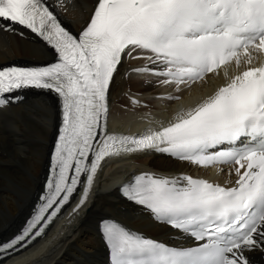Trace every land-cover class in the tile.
I'll return each instance as SVG.
<instances>
[{
    "label": "snow or ice",
    "instance_id": "6c2138e0",
    "mask_svg": "<svg viewBox=\"0 0 264 264\" xmlns=\"http://www.w3.org/2000/svg\"><path fill=\"white\" fill-rule=\"evenodd\" d=\"M76 7L78 0H0V33L22 37L27 29L52 57L39 66H0V115L10 96L28 88L54 94L60 111L40 202L22 231L0 244V255L40 237L78 192L79 211L106 158L155 152L227 169L229 179L135 175L122 195L191 243L169 246L105 221L111 264H250L246 253L264 251V0H95L74 35L57 12ZM132 60L143 64L124 78L147 77L145 84L175 93L209 79L223 83L167 125L113 134L111 86Z\"/></svg>",
    "mask_w": 264,
    "mask_h": 264
},
{
    "label": "bare ground",
    "instance_id": "6f19581e",
    "mask_svg": "<svg viewBox=\"0 0 264 264\" xmlns=\"http://www.w3.org/2000/svg\"><path fill=\"white\" fill-rule=\"evenodd\" d=\"M94 1L78 0V7L64 13L57 12V15L70 32L77 33ZM48 2L51 4L52 0ZM50 58L32 36L0 33V66L43 65ZM141 64L143 61L140 60L126 62L111 86L109 101L117 99L121 107L111 108L116 114L110 110L111 130L133 132L149 124H162L174 118L181 109L201 101L223 83V78L209 79L207 83L194 84L190 90L180 94L171 88L145 84L147 77H123L124 71L131 65ZM169 92L181 95V99L173 102L153 99ZM121 93L128 101H122ZM132 97L148 107L131 108L126 116H121L125 111L124 105L133 107ZM154 104L163 106V110L152 114L160 110L154 108ZM58 116V101L43 93L26 94L21 103L8 106L0 115V239L15 233L28 215V209L40 189ZM104 165L110 171L109 179L95 180L87 202L79 211L68 209L52 232L28 249L3 260L2 264H105L106 253L97 232L98 221L105 217L158 241L181 240L173 231L149 220L142 210L119 199L116 189L118 179L113 178L116 172L117 176L143 171L176 178L180 177V170L189 169L204 175L209 172L208 180L216 183L224 184L229 179L227 169L222 173L217 169H194L185 162L155 152L126 155L116 163L106 162ZM115 165L120 166L114 168ZM246 255L250 264H264V251H252Z\"/></svg>",
    "mask_w": 264,
    "mask_h": 264
},
{
    "label": "rangeland",
    "instance_id": "374dc122",
    "mask_svg": "<svg viewBox=\"0 0 264 264\" xmlns=\"http://www.w3.org/2000/svg\"><path fill=\"white\" fill-rule=\"evenodd\" d=\"M161 109H163V107H161ZM124 110H125V111H128L129 108H128V107H127V108L125 107ZM157 112H159V111H157ZM157 112L154 111V113H157ZM122 115H124V114H122Z\"/></svg>",
    "mask_w": 264,
    "mask_h": 264
}]
</instances>
